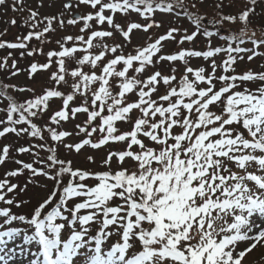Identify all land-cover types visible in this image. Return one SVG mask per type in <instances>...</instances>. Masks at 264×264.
<instances>
[{"label":"snow or ice","instance_id":"1","mask_svg":"<svg viewBox=\"0 0 264 264\" xmlns=\"http://www.w3.org/2000/svg\"><path fill=\"white\" fill-rule=\"evenodd\" d=\"M249 2L253 7L238 15L218 12L219 19L208 20L213 31L204 23L206 17L199 13L196 0L190 6L184 0H79L77 7L84 4L93 11L68 19L67 24L83 22L80 32L88 31L87 38L83 34L67 35L56 41L58 49L45 52L42 45L50 42L45 34L55 31L54 21L64 27L63 13L38 20L39 14L29 9L24 24L31 21V30L18 35L15 42L0 39V49H18L21 58L45 56L46 62L30 64V78L54 63L57 68L49 76L54 86L44 87L41 94L34 88H18L32 92V97L22 103L7 94L8 86L0 87V97L7 96L9 101L3 110L6 119H0V138L13 133L43 141L46 130L51 141L76 153L84 146L99 149L110 142L126 145L108 152L103 171L73 167L72 160L59 157L58 147L44 143L35 147L46 149L45 158L37 152L31 162L14 160L19 167L0 179V204L5 205L0 207V264H9L18 254L30 257L24 264H241L257 245L264 246V72L249 69L238 73L234 67L238 59H244L241 53H251L249 61L264 56L258 51L264 47V35L257 37L247 31L256 0ZM6 4L7 0H0V6ZM23 4L24 0H13L12 10L23 11ZM222 4L223 0L216 8L221 9ZM65 8H72L70 0ZM157 11L188 18L195 30L189 33L168 25L165 33L149 36L144 46L125 52L124 44H131L133 30L148 32L163 26L154 19ZM117 12H135L148 22H129L125 29L115 22ZM45 21L46 26L36 30ZM92 21L100 26L107 23L111 30L95 29ZM225 21L239 22L243 27L221 35ZM9 23L17 22L11 19ZM116 32L124 43L104 42ZM6 34L7 29L0 32V36ZM199 35L208 38L207 50L180 48L162 54L163 42L173 40L183 45ZM213 36H219L227 46L212 47ZM34 38L40 46L29 47ZM245 38L251 48L240 46ZM98 39L100 42L94 43ZM68 42L72 46H67ZM78 51L82 52L79 58L75 55ZM220 53L227 55L218 63L215 57ZM10 58L11 52L0 61V68H8ZM191 58H203L207 67L193 68ZM68 61H75L79 67L69 73ZM163 61L183 62L184 71L176 86V68L170 74L156 69ZM86 64L93 70L85 72ZM97 67L99 75L94 71ZM149 67L154 70L140 78ZM11 68L13 76L21 71L15 59ZM254 81L260 82L254 90L245 87ZM161 84L164 93L152 99ZM59 85L70 91H61L56 87ZM116 88L119 90L113 94ZM133 90L138 91V98L129 102L126 94ZM77 94L83 102L71 107ZM52 98H61L62 107L48 115ZM133 110L139 112L135 119L130 115ZM80 113L86 119L75 125L76 134L83 133L86 138L66 144L64 138L72 133L58 129ZM96 121L99 123L93 126ZM118 121L132 127L121 131L116 126ZM94 133L100 134L95 142ZM141 137L153 146L146 145ZM11 147L5 145L0 151V165L10 158ZM16 151L32 153V147L20 146ZM114 157L116 170L112 169ZM126 159L132 160L134 167H123ZM87 160L95 162L91 156ZM25 170L30 175L23 186L8 179L23 175ZM39 177L52 183L50 190L47 184H39ZM29 184L47 190L46 198L33 206L30 217L13 213L12 207L31 203L17 199L27 192ZM114 200L120 203L113 204ZM216 221L224 223L217 227ZM13 222L26 227H11ZM93 223L99 225L94 233L89 227ZM113 235L119 239L105 250ZM240 244L245 247L241 249ZM32 247L37 251L33 253Z\"/></svg>","mask_w":264,"mask_h":264},{"label":"rangeland","instance_id":"2","mask_svg":"<svg viewBox=\"0 0 264 264\" xmlns=\"http://www.w3.org/2000/svg\"><path fill=\"white\" fill-rule=\"evenodd\" d=\"M69 0H24L23 4V11H13L12 10V3L13 0H7V4L4 6H0V32H4L5 29H7V34L4 36H0V39L8 40L11 42H15L18 35H26L30 28L31 21L26 25L24 24L25 20H28L29 17V9L36 11L39 15L37 17L38 20H42L43 17H51L56 16L60 17L61 13H63V19L65 20V25L63 28L60 27L59 23L54 21L53 22V28L55 29L54 32L46 33L47 39L50 41L48 43H45L43 46L44 51L47 52L49 50L58 49L59 45L56 43L57 40L61 39L62 37H65L67 35H80L83 34L87 38V36L90 34L88 31H85L83 33L80 32V29L83 26V22H79L76 25H69L67 24V20L74 18L73 14L75 12H79L80 14H87L89 12H92L93 9H91L89 6H86L84 4H79L77 7L79 0H70L72 4V8L68 9L65 8V4H67ZM193 0H184V3L186 5H191ZM221 0H196L197 8L199 9V13L201 15H204L206 17L205 24L208 26L209 30H214L213 26L211 24H208V20H211L213 18L219 19L218 12H222L223 15H238L240 12H242L245 8L253 7V5L249 2V0H223L222 8L217 9L216 5L220 3ZM20 5L17 4V8H19ZM255 11L254 13H251L249 16V22L247 25V31L249 35H251L252 32L256 33L257 37H261L264 35V0H256V4L254 6ZM106 15H111V12L106 11ZM11 19L16 20L15 25H11L9 21ZM154 19L158 22L162 23V27L160 28H153L150 29L148 32H144L141 30H133L131 33V44H124V51L129 52L132 51L133 46H144L148 42L149 36H156L160 35L166 32L167 26L171 25L174 27H178L181 29H187L189 33L195 30L194 25L192 22L183 16L177 17L174 13H163L160 11H157L154 15ZM115 22L121 24L123 27H127V24L129 22H138L141 24H145L148 22L145 18L141 17L139 14L135 12H129L128 14H122L120 12H117L115 14ZM92 26L95 29H101V30H111L110 26L105 23L103 26L97 25L95 21H92ZM46 26V21L39 24L38 29L36 30H42L43 27ZM243 27V25L239 22L236 24H232L230 22L225 21L224 24L220 28V34L221 35H227L228 30H234L239 31V29ZM215 31V30H214ZM177 40L180 39V36L177 35ZM247 39V38H245ZM116 43H124L122 36L119 32L114 33L113 38H104V42L112 45L113 42ZM99 39L95 41L94 43H99ZM208 45V38L204 37L202 35H199L196 37V39L192 42H185L183 45H178L176 41L168 40L163 42V50L162 54H171L177 52L180 48L184 49H195L204 51L207 50ZM33 46H40V42L35 40V38L30 42L29 47ZM67 46H72V42H68ZM211 46H224L226 47L227 44L225 41L221 40L219 36H213L211 38ZM233 46H236L235 44ZM241 47H248L251 48L252 44L251 42H246L243 45H240ZM96 49H93V52H95ZM258 51L264 52V47L258 49ZM12 53V58L8 60V68H0V87L8 86L7 87V94H12L15 98V100L18 103H22L24 100L29 99L32 97V92L30 91H18V88H34L36 91V94H41L42 89L44 87H51L54 86L53 82L49 79L50 73L52 71H56V65L53 64L52 68L48 70H38L31 78L29 77V68L30 64L32 62L37 63H44L46 62V58L43 55H35L32 57H29L25 55L23 58L20 57V50H13V49H0V61L6 56H8V53ZM76 57L79 58L82 55V52L78 51L76 54ZM226 53H220L218 54L215 59L218 63L222 62L224 59H226ZM244 57L243 60H237L236 65L234 66L236 68V71L238 73H243L248 71L249 69L253 72L259 73L264 72V56H256L252 61H249L247 59L248 55H251V53H241ZM15 59L17 61V67L21 69V71L13 76L11 75V72L13 69L11 68L12 60ZM68 71L69 73L74 70L75 67H79V65L75 64V61H68ZM190 66L193 68H197L199 66H205L207 67V64L203 58H191L190 59ZM120 67V66H118ZM176 68V76L177 81L173 82V86H176L178 84V81L180 79L181 74L184 71V65L182 61H176V62H168L163 61L159 63L156 66L157 70H160L164 74H170V70ZM93 69L90 68L89 65L84 66V71L89 72ZM154 69L152 67H149L147 71L140 77V78H146L148 74H150ZM94 71L97 72V74H100V68L97 67L94 69ZM219 74V70H218ZM129 75H133V73L129 72ZM140 75V74H136ZM68 79L71 81V77L69 76ZM8 85H5V84ZM260 84L259 81L251 82L250 84H246L245 87H251L253 90ZM61 91L68 93L70 89L67 86L59 85L56 86ZM97 87L96 84L92 85V88L95 89ZM119 89L116 88L113 91V94H115L116 91ZM165 91V86L163 84L158 86V91L153 94L152 99L157 100L158 97L163 94ZM138 98V91L133 90L131 93L126 94V100L129 102H133ZM83 97L77 94L74 101L70 102L71 107H75L80 105L83 102ZM9 101L7 99V96L0 97V119H6L5 112L3 111ZM50 108L48 115H51V113L55 110H59L62 107V99L61 98H52L49 101ZM133 119H135L139 112L138 110H133V112L130 114ZM47 119V117H45ZM86 119L85 115L83 113L77 114L75 118L69 119L67 122H62L63 126L59 128L58 130L64 131L67 130L72 133L70 137L64 138V143L66 144H75L82 140L84 137L83 133L77 135L75 125L81 123ZM38 125H42L43 121L36 120L34 121ZM49 124H51V121H48ZM96 123H99V121L94 122L93 126H95ZM116 126L121 131L129 130L132 125L128 122H116ZM180 129L176 128L174 129V132H179ZM247 135V133H245ZM100 134L94 133L92 136L93 141H97L99 139ZM44 137L45 139L43 141L40 140L39 137L33 138L29 135L24 136H17L13 133H8L4 137L0 138V151H2V148L5 145H11L10 148V158L3 164L0 165V179L5 178V173L16 169L19 167L18 164L14 163V160H22L24 162H31L34 159V154L39 153L40 158H45L48 153L46 149H40L38 147H35L36 145H39L41 143L51 145L58 147V155L62 159H70L73 161V167H79L83 169H91L94 171H103L106 170L103 165V160L107 157V154L109 151H115L118 148H125L126 145L124 143H115L110 142L108 145L102 146L99 149H94L90 146H84L79 153H76L75 151L69 152L67 151L62 145L59 144V142H53L51 141L48 132L44 131ZM141 139L144 140V143L149 146H153L150 144V142L141 137ZM20 146L25 147H32V153H25L20 154L16 151V149ZM134 150H138L134 146ZM93 157L94 163L89 162L87 160V157ZM39 166V165H37ZM123 167L126 168H132L134 167L133 161L130 159H126L124 162ZM118 168L117 160L114 157L112 160V169L116 170ZM30 175V173L25 170L23 175L16 176V177H8V179L12 183H18L21 186L26 182L27 177ZM40 185H48V189L50 190L52 187V183L50 181L45 180L43 177L37 178ZM90 185L94 184L95 181H88ZM250 186L251 183H250ZM19 192V189L16 190ZM47 190H44L42 188L34 187L32 184H29L28 190L25 193L20 194L17 199H23L26 201H31V203H27L22 205L20 208L12 207L13 213L18 214H26L30 216L29 214L31 211H27V207L33 208V206L36 205L38 201H41L42 198H46ZM114 204V202H113ZM118 204V203H117ZM0 207H4V205L0 204ZM82 214H84L82 212ZM229 222H231V218H228ZM2 222V220H0ZM224 223V221H216V226L219 227ZM11 227H20L25 228L26 225L19 223V222H13ZM20 241L17 240V243ZM115 243V241H112L109 239L105 245V250H108L109 246L111 244ZM195 243V241H193ZM11 246V244L9 245ZM239 247L243 249L245 247L244 244H240ZM37 249L35 247H32V252H36ZM29 256H21L18 254V258L14 257L13 261H10L9 264H24L27 260H29ZM42 259V258H41ZM241 264H264V246L257 245L255 249H253L251 252L247 253L245 257L241 260Z\"/></svg>","mask_w":264,"mask_h":264},{"label":"trees","instance_id":"3","mask_svg":"<svg viewBox=\"0 0 264 264\" xmlns=\"http://www.w3.org/2000/svg\"><path fill=\"white\" fill-rule=\"evenodd\" d=\"M214 30H215V29H214ZM247 41H248V40L245 39V42H247ZM234 44H235V43H233V45H234ZM3 84H5V83H3ZM5 85H8V84H5ZM8 95H10L11 97L14 98V96H13L12 94H8ZM14 99H15V98H14ZM113 202H114V204L120 203V201H118V200H114ZM4 206H5V205H4ZM49 210H50V209H49ZM27 211H32V208H29V209H28V207H27ZM30 214H31V213H30ZM30 214H29V215H30ZM29 217H30V216H29ZM89 227H90L92 233H94L95 230L98 229L99 225L93 223V224H91ZM110 239H111L112 241H115V242H116V241L119 239V237L116 236V235H113ZM137 247H139V242H137Z\"/></svg>","mask_w":264,"mask_h":264},{"label":"water","instance_id":"4","mask_svg":"<svg viewBox=\"0 0 264 264\" xmlns=\"http://www.w3.org/2000/svg\"><path fill=\"white\" fill-rule=\"evenodd\" d=\"M77 15H80V14L76 13L74 16H77Z\"/></svg>","mask_w":264,"mask_h":264}]
</instances>
